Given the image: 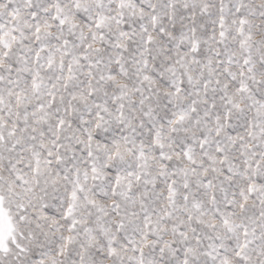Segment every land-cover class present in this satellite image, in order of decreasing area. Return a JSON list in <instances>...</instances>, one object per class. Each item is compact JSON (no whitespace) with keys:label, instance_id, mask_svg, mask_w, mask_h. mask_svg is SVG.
Wrapping results in <instances>:
<instances>
[{"label":"snow or ice","instance_id":"6c2138e0","mask_svg":"<svg viewBox=\"0 0 264 264\" xmlns=\"http://www.w3.org/2000/svg\"><path fill=\"white\" fill-rule=\"evenodd\" d=\"M0 264H264V0H0Z\"/></svg>","mask_w":264,"mask_h":264}]
</instances>
